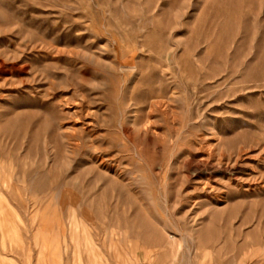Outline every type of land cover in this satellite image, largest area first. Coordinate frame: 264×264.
<instances>
[{"label":"rangeland","instance_id":"1","mask_svg":"<svg viewBox=\"0 0 264 264\" xmlns=\"http://www.w3.org/2000/svg\"><path fill=\"white\" fill-rule=\"evenodd\" d=\"M0 264H264V0H0Z\"/></svg>","mask_w":264,"mask_h":264},{"label":"bare ground","instance_id":"2","mask_svg":"<svg viewBox=\"0 0 264 264\" xmlns=\"http://www.w3.org/2000/svg\"><path fill=\"white\" fill-rule=\"evenodd\" d=\"M172 238V236H170Z\"/></svg>","mask_w":264,"mask_h":264},{"label":"crops","instance_id":"3","mask_svg":"<svg viewBox=\"0 0 264 264\" xmlns=\"http://www.w3.org/2000/svg\"><path fill=\"white\" fill-rule=\"evenodd\" d=\"M3 212V211H2Z\"/></svg>","mask_w":264,"mask_h":264}]
</instances>
